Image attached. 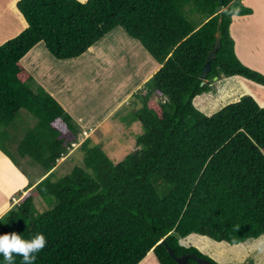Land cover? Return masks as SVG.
I'll list each match as a JSON object with an SVG mask.
<instances>
[{"label": "trees", "instance_id": "obj_1", "mask_svg": "<svg viewBox=\"0 0 264 264\" xmlns=\"http://www.w3.org/2000/svg\"><path fill=\"white\" fill-rule=\"evenodd\" d=\"M80 1L18 0L26 28L0 44L1 152L18 166L4 130L25 110L35 122L16 153L46 175L18 193L0 217V235L43 233L35 264H139L149 252L158 264H176L162 239L178 257L216 264L179 240L199 235L246 247L264 238V106L243 96L207 116L193 104L222 78L264 87V76L237 59L229 30L252 10L242 0ZM115 29L159 67L118 114L126 127L140 125L136 150L115 163L86 138L74 149L83 165L55 178L83 130L45 89L29 87L34 78L21 60L42 44L53 59L75 61ZM216 37L220 47L202 80ZM37 199L47 209L34 215Z\"/></svg>", "mask_w": 264, "mask_h": 264}, {"label": "rangeland", "instance_id": "obj_2", "mask_svg": "<svg viewBox=\"0 0 264 264\" xmlns=\"http://www.w3.org/2000/svg\"><path fill=\"white\" fill-rule=\"evenodd\" d=\"M9 13L12 12L5 10L4 0H0V38L5 37L8 40L22 31H19L20 22L18 18L13 13L14 16H10ZM240 19L242 22L241 27L239 28V25H236L237 21L233 25L232 33L236 35L242 47L248 48L249 44H252L251 47L256 46V44L260 45L259 47L256 46L259 48L260 53H255L259 59L254 58V61L259 66L264 67V20L259 18L257 21L252 22L242 20L243 18ZM16 31L19 32L14 36L13 33ZM122 37L127 41H123ZM39 46L42 47L43 45L40 44ZM41 47L36 48L35 46V51ZM78 59L79 61L75 63L76 65L72 63L65 65L66 70L68 66H71V69L62 72L71 87L73 86L71 90L73 92L72 97L69 100L70 104L68 103V106H73L72 110L64 103L62 104L60 99L52 92L48 94L63 107L74 123H76L77 113L81 114L84 110L92 109L97 116L95 120L100 124L93 127V130L86 128L82 131L79 137L81 140L76 145H73V150L70 151L67 157L62 158L59 166L54 169L55 178L68 175L75 167L83 165L82 153L74 149L78 148L86 138L90 140L91 145L99 146L115 163L122 161L127 155L136 150L134 141L142 133L141 127L138 123L133 124L131 127H126L120 122L118 114L125 112L126 109H131L130 107L134 100L133 94L159 69L151 56L135 40L130 39L119 29L113 30L87 50L82 58L79 57ZM26 63H28L27 59L23 61L22 65L25 67V65H28ZM49 63L42 65L44 67V77H41L42 75L34 77V81L29 85L31 89L36 90L38 86L44 89L40 83L43 84L42 79L45 78L46 72L51 71L52 73L56 71L55 67L51 63L49 65ZM73 66L74 68H72ZM79 67L87 70L85 72L78 70L77 75ZM28 70L37 75L36 68H29ZM51 73L49 72V75ZM259 73L263 75L261 72ZM240 82L242 86L239 84ZM215 85L216 92L204 93L193 101L194 106L207 116L213 115L224 106L238 101L243 96L252 97L260 107L264 106V87L261 85L240 78H222ZM234 85H236V88ZM232 88H235V90L231 91ZM34 122V118L28 112L21 110L13 123L4 130V134L9 137V141L3 145L4 149L18 160L17 167L12 164L11 160L0 149V154H3L5 159L14 166L15 172L24 178L22 180L28 181L30 184H34L45 173L42 168L30 159L25 158L24 162L19 159L16 153V146L23 138L24 133L33 126ZM15 187L16 185L12 189ZM21 191L22 189L11 195L8 200L9 206L12 203L14 206L18 202V193ZM39 201L37 199L34 203V215L47 209V206ZM179 241L180 245L194 247L200 254L216 264H264V254L255 251L257 245L264 243L262 238L252 241L246 247L238 244L218 243L208 237L199 235H190L186 238H181ZM139 264H158V262L154 254L149 252Z\"/></svg>", "mask_w": 264, "mask_h": 264}, {"label": "crops", "instance_id": "obj_3", "mask_svg": "<svg viewBox=\"0 0 264 264\" xmlns=\"http://www.w3.org/2000/svg\"><path fill=\"white\" fill-rule=\"evenodd\" d=\"M17 1L18 0H4V5H5V10H10L15 15V17L18 18V21L20 22V28H21V29L19 28V31H20V30H23L24 28H26V23L24 22L23 18L19 15V12L17 11V9L15 7V4ZM242 4L245 7L251 9L252 14L247 15V16L234 17L232 20V23L230 25V29H231L230 35H231V37H233L232 39H234L233 41H234L235 55H236L237 59L241 62V64H243L244 66H246L247 68H249L251 70L261 72L264 76V67H262L261 65H260L261 66L260 67L254 61V58L259 59L256 56V54L260 53L259 48H257L260 45L256 44L257 47L255 45L253 47H251L252 44H249L248 48H245V46L242 47L239 44V41H238L236 35L234 33H232L233 25L237 21H238V23L236 25H239L238 26L239 28L241 27L242 22H241L240 18H243L242 20L252 21V22L257 21L259 18H262L264 20V0H242ZM12 13H9L10 16L13 15ZM19 31H16L15 33H13V35L15 36ZM122 39H123V41H127L123 37H122ZM6 40H8V39L5 37L0 38V44L5 42ZM39 47H41V46H39V45L36 46V48H39ZM45 55H47L46 58H44L42 61H40ZM82 57H83V55L81 56V58ZM25 59H27V62H28V63H26L28 65L27 66L25 65V68L27 70L29 68H36L37 69L36 70L37 75H35L34 72H30L28 70L29 73L32 74L33 78L34 77H40L41 75H42L41 77H44L43 76V68L44 67L42 66L44 63L46 64V63L50 62L55 67L56 71H54L52 73H51V71L46 72L45 78L42 79L43 84L42 83H40V84L44 87V89L48 93L52 92L55 96H57L60 99L62 104L64 103L68 108H70L72 110L73 106L72 105L68 106V103H69L70 97H72L73 92H71V90H72L73 86L71 87V84L68 82V80L66 79L65 75L62 72H65V71H68L69 69H71V66L70 67L68 66V69L66 70L65 65H69V63L76 65L75 63H78L79 59L76 61H72V62H61V61H57L55 59L52 60L53 58L46 53V51L44 50L43 47H41L40 49H37L36 51H35V47H34L21 60V63H23V61ZM147 61L149 62L150 60L147 59ZM50 63H49V65H50ZM149 63H151V62H149ZM38 66H40V67H38ZM72 68H74V66ZM78 70L81 72H85L87 69L83 68V67H79L77 69V75H78ZM49 72L51 73L50 75H49ZM231 78L235 79V78H239V77H231ZM240 79H242V78H240ZM243 80H245V79H243ZM236 84H238V82H236ZM239 84H241V82ZM241 86H242V84H241ZM234 87L236 88V85H234ZM235 88H232L231 91H234ZM96 117H97L96 113L92 109L91 110L89 109V110H84L83 112H81V114L77 113L75 120H76V123L79 126H81L82 130H85L86 128L93 130V127H95L96 125L98 126L100 124L98 121L95 120ZM23 162H24V160H23ZM60 162L61 161H59L57 167L59 166ZM45 176L46 175H42L32 185H35L36 183H38ZM22 179H24V178L21 175L19 176L15 172L14 166L12 164H10L5 159L3 154H0V216H2L5 212H7L9 210V208H11V206L8 205V200L11 197V195L14 194L16 191H19L20 189L23 190L27 186L28 181H24ZM15 185H16V187L14 189H12Z\"/></svg>", "mask_w": 264, "mask_h": 264}, {"label": "clouds", "instance_id": "obj_4", "mask_svg": "<svg viewBox=\"0 0 264 264\" xmlns=\"http://www.w3.org/2000/svg\"><path fill=\"white\" fill-rule=\"evenodd\" d=\"M46 244L43 233H36L28 240L16 233L4 234L0 235V255L4 258V264H15V256L22 257L21 264H35L37 255L46 247ZM255 251L264 254V243L257 245Z\"/></svg>", "mask_w": 264, "mask_h": 264}, {"label": "water", "instance_id": "obj_5", "mask_svg": "<svg viewBox=\"0 0 264 264\" xmlns=\"http://www.w3.org/2000/svg\"><path fill=\"white\" fill-rule=\"evenodd\" d=\"M79 1H80V0H79ZM80 2L84 3V2H86V1H80ZM219 3H220V5H221V4H222V0H219ZM219 47H220V41H219V38L216 37L215 42H214V44H213V46H212V49H211V51L208 53V56H207L206 61H205V64H204V66H203V70H202V74H201V79H202V80L205 79V76H206L207 73L209 72V70H210V63H211V61L213 60V58H214V56H215L217 50L219 49ZM159 244L162 245V246H164V248H165L166 251L168 252V255L170 256V258H172V259L176 262V264H186V262H187L188 260H190V259L193 260V261H195L197 264H210L208 261L203 260V259L197 257V256L194 255V254H183V255H181V256H179V257L176 256V255L174 254L173 249L170 248V247L166 244V242H165L164 239H162V240L159 242Z\"/></svg>", "mask_w": 264, "mask_h": 264}]
</instances>
